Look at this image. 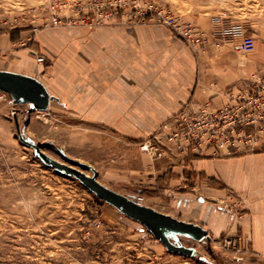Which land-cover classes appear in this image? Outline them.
Wrapping results in <instances>:
<instances>
[{
  "label": "rangeland",
  "instance_id": "1",
  "mask_svg": "<svg viewBox=\"0 0 264 264\" xmlns=\"http://www.w3.org/2000/svg\"><path fill=\"white\" fill-rule=\"evenodd\" d=\"M158 11L191 22L205 36L188 42L157 21ZM235 25L254 38L253 51L234 49L238 38L229 37L225 29ZM137 28H166L196 53L231 45L240 61L264 63V0H0V37L10 33L16 43L0 48V62L13 60L10 53L32 47L35 36H43L48 52L29 50L35 59L45 56L46 62L39 64L42 68L61 54L70 64L80 54L86 63L99 40L110 35L118 39L122 30ZM262 64L250 72L245 90L264 81ZM86 76L81 71V84L87 82ZM234 88H226L228 99V93L244 92ZM224 105L192 102L164 119L153 133L129 134L57 103L44 111L20 104L12 115L10 105L1 102L0 264H264V253L255 251L241 231L240 220L249 212L238 190L190 170L185 180L172 181L170 171L158 179L162 162L169 160L182 163L187 158L234 157L264 150V140L238 152L225 148L217 154L208 147L178 148L175 133L188 112L195 115L202 108L214 111ZM27 140L51 158L93 175L82 163L90 164L105 185L179 219H193L208 230L209 237L198 241L179 236L183 245L195 248L194 256L168 251L142 223L104 202L77 177L46 164ZM146 142L149 150L142 148ZM203 181L208 187L225 189L224 195H211Z\"/></svg>",
  "mask_w": 264,
  "mask_h": 264
},
{
  "label": "crops",
  "instance_id": "2",
  "mask_svg": "<svg viewBox=\"0 0 264 264\" xmlns=\"http://www.w3.org/2000/svg\"><path fill=\"white\" fill-rule=\"evenodd\" d=\"M110 37L92 47L94 50L86 63L80 54L74 57L72 64L66 54H61L55 63L42 68L29 50L36 48L46 53L50 47L43 36H35L32 47L10 53L9 56L15 58L2 65L0 62V70L39 79L57 98L50 102L49 108L57 103L71 108L78 116H86L92 122L102 121L124 133L151 134L164 119L189 103L211 100L217 106L224 105L228 99L226 88L234 86V92L245 90L250 72L263 63L256 59L248 64L240 61L231 45L196 53L166 28L122 30L120 38ZM96 42V39L90 40L91 45ZM15 45L10 33L1 35L0 48ZM71 69L73 81L69 79ZM83 70L88 78L81 84ZM169 161L168 164L162 162L164 168L157 175L158 179L170 171L172 181L185 180L192 174L188 173L190 170L208 179L216 177L238 190L245 197L249 212L240 220L241 231L255 251L264 253V150L234 157L187 158L182 163ZM161 167L159 161V170ZM183 170L186 171L183 173ZM202 185L216 197L225 193V189L214 185L208 187L207 182ZM208 198L205 199L208 201ZM209 217L205 218L208 222ZM220 218L218 221L224 220L223 213ZM183 220L194 222L193 219Z\"/></svg>",
  "mask_w": 264,
  "mask_h": 264
},
{
  "label": "built area",
  "instance_id": "3",
  "mask_svg": "<svg viewBox=\"0 0 264 264\" xmlns=\"http://www.w3.org/2000/svg\"><path fill=\"white\" fill-rule=\"evenodd\" d=\"M155 17L159 23L170 27L188 42L205 36V32L197 29L191 22L179 21L162 11H158ZM225 31L229 37L238 38L234 41L235 50L251 52L255 49L254 38L244 35L241 25H235ZM36 61L38 64H44L46 58L39 55ZM261 81L263 80L251 84V88L242 93H228L229 101L214 111L202 108L200 113L195 115L188 112L175 133L178 137V148L188 151L189 148L208 147L217 154L225 148L228 152H238L243 146L251 148L264 140V81ZM1 102L10 105L12 115L18 113L17 106L20 103H16L8 92L0 90ZM149 143L143 144L142 148L149 150Z\"/></svg>",
  "mask_w": 264,
  "mask_h": 264
},
{
  "label": "water",
  "instance_id": "4",
  "mask_svg": "<svg viewBox=\"0 0 264 264\" xmlns=\"http://www.w3.org/2000/svg\"><path fill=\"white\" fill-rule=\"evenodd\" d=\"M0 90L8 92L16 103L30 104L31 107L39 111L47 110L50 102L57 99L49 93L46 86L36 77L9 70H0ZM27 143L35 147L36 153L46 164L48 163L49 166L61 171V173L77 177L104 202L111 204L126 216L142 223L156 238L163 242L168 251L194 256L195 248L183 245L179 236L186 235L198 241L209 237L208 230L202 225L164 213L105 185L98 180V171L90 164L82 163L93 170V175L51 158L30 140H27ZM171 237L174 238V241Z\"/></svg>",
  "mask_w": 264,
  "mask_h": 264
}]
</instances>
